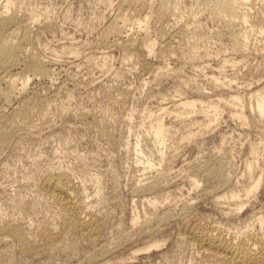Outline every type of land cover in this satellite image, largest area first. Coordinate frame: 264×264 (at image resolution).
Returning a JSON list of instances; mask_svg holds the SVG:
<instances>
[{"label":"rangeland","instance_id":"1","mask_svg":"<svg viewBox=\"0 0 264 264\" xmlns=\"http://www.w3.org/2000/svg\"><path fill=\"white\" fill-rule=\"evenodd\" d=\"M15 1L20 9L38 15L39 21L44 23L46 17L49 19L50 27H45L42 32L39 22L32 24V28L41 44H48L51 50L58 48L61 60L57 64V75L52 78V83H55L52 86L55 88L52 87L51 90L58 87L57 94L53 105L48 106L45 118L43 120L38 118L32 124H27L23 135L14 137L8 145L0 147V223L6 220H13L18 224L26 222L27 234L35 239L36 247L33 250H26L20 244L10 242L1 245L0 250L5 249L7 253L13 254L12 264H98L96 253L101 247L100 244L108 243L114 248L106 253L105 258L108 260L102 264H206L197 256L194 246L182 240L184 230L178 224L177 215L149 238L135 235L133 240H126L127 242H121L120 246H114L115 241H119L124 233L132 229L130 228L132 205L133 199L137 198L132 194V189L143 170V165L137 161L134 144L148 129L146 126L150 120L149 114L158 112L162 106L172 107L174 99L180 93L178 91L180 80L189 75L208 87V95L212 96L210 99L226 97L229 93L227 88L220 86L215 88L212 74L220 76L223 80L227 79L226 81L231 80L233 89L244 95L247 91L261 87L264 83V51L261 50L262 54L261 51L252 50L249 55H242L240 51L232 50L233 38L230 37L231 28H228L230 23H226L228 17L224 16L225 13L223 16L217 14L213 16L210 15L209 9L206 10L207 4L204 0H184L178 9L180 13L177 24L182 25L188 19L195 22L202 19L208 36L201 42L199 50L211 56L206 54L207 61L200 64L178 58L173 53V58H163L161 65L164 63L165 69L168 67L169 72L162 73L154 68L155 65H141L133 57L127 60L120 47L112 44L111 46L110 43L106 44L107 42L101 40V31L117 13L120 0ZM262 33L256 34L264 38V32ZM65 43L66 47L70 43L71 48L78 44L76 46L78 52H69L70 46L68 50L64 49L65 51L61 52ZM43 45L38 47V50H42L40 53L45 57L52 56L51 50H46ZM102 52L110 56L107 57V61L99 56ZM232 58L242 59L233 64ZM224 59L231 61L226 62ZM130 67L131 70H128ZM256 67L259 70H256ZM45 82L44 79L38 80V92L45 91L44 84H47ZM121 83L132 84L133 90L127 98H122L113 91ZM218 93L222 94L215 95ZM111 94H115L113 99L110 97ZM191 94L195 93L187 90L184 96ZM26 97L33 100L37 93L28 92ZM220 107H223V112L218 118L219 124L206 130L203 136L198 135L199 142L191 141L190 144L182 145L184 147L180 148L174 171H170L168 175L167 181L172 185H167L172 186L174 190L176 187L178 189V185H185L183 188L184 197L187 196L183 197L185 200L192 197L191 195L197 196L193 199L194 210L209 214L213 224L228 227L225 215L217 208L213 198L198 197L202 187L193 189V193L188 196L186 189L191 186L190 179L177 169L180 166L188 167L190 163L197 161L202 162L216 154L223 157H229L231 154L230 167L239 174L246 172V159L252 157L249 152L250 142L260 143L263 140L264 126L258 127L230 116L229 108H224L223 103ZM83 112L89 114L84 115ZM130 112L133 113L132 119L125 121ZM174 119V113L165 115L166 124L174 125V129L166 136V141L171 146L178 142L182 134L188 133L187 127ZM123 127L127 128L125 139L131 144L113 145L104 133L113 131L120 134ZM199 129L195 127L194 131ZM219 132L227 135L226 142L220 139L222 135ZM199 143L202 146L199 147ZM259 153V164H263V150L260 149ZM62 170L69 171L81 186L84 185L82 187L86 189L87 209H95L100 212L101 217L106 218L103 229L105 234L103 233L98 244H90L87 240L75 238L68 232L64 242L66 246L61 243L59 248H46L38 234L47 225L59 227L63 220L64 214L60 205L48 199L41 188L45 174L58 173ZM96 175L99 176V182L93 179ZM256 194L259 197L257 203H261L262 200L264 203L263 189L259 188ZM182 200L178 201V208L184 201ZM167 206H163L155 213L163 211ZM140 208L143 215V206ZM148 215L151 216L153 213ZM144 219L146 217L143 215L136 226L139 227ZM164 237L166 240L162 249L141 250L137 251L133 259H121L132 255L138 246L148 245L151 239L162 240ZM165 250L167 257L161 255ZM0 264H5L1 256Z\"/></svg>","mask_w":264,"mask_h":264},{"label":"bare ground","instance_id":"2","mask_svg":"<svg viewBox=\"0 0 264 264\" xmlns=\"http://www.w3.org/2000/svg\"><path fill=\"white\" fill-rule=\"evenodd\" d=\"M183 1L120 0L117 11L115 10L117 13L101 31V40L107 42L106 44L120 47L127 60L133 57L141 65H155L154 68L162 73L169 72L168 67L165 69L164 63L161 65L163 58L171 59L173 53L178 58L190 60L192 63L194 61L204 63L207 61H205L207 53L203 54L199 47L208 36L207 30L204 29L199 16L201 20L196 22L188 19L182 25L177 24L180 13L178 9ZM204 3L207 4L205 7L206 10H210V15L223 16L225 13L224 16L228 17L226 23H230L228 28H231L230 37L233 38L232 50L240 51L242 55H249L252 50L264 51V38L256 34L264 32V0H204ZM39 20L38 15L20 9L15 0H0V147L8 145L14 137L23 135L27 124H32L38 118L43 120L48 106L53 105L55 94H57L58 87L51 89L55 88L52 80L57 75V64L61 58H59L58 48V51L51 50L48 44L43 45L39 42L32 24L39 22L42 27L41 32L50 25L47 17V21L43 20L44 23ZM39 45H43L46 50H51L52 56L45 57L40 53L42 50H38ZM76 46L75 48L70 46L69 52H78ZM64 47L66 43L61 52L68 50V47ZM105 53H99V56L107 61V57L110 56ZM242 58L231 60L234 64L240 62ZM205 66L206 64L203 67ZM129 69L131 70V67ZM251 71L254 72V70ZM211 78L215 81V88L219 86L227 88L229 93L226 97L210 99L209 97L212 96L208 95V87L189 75L180 80L178 91L185 95V91L190 90L195 94L182 96L179 93L176 99L173 98L172 107L162 106L158 112L149 114L150 120L146 126L148 129L134 144L137 161L143 165V170L132 189V194L137 196L133 199L132 205L130 222L132 229L124 233L119 241H115L116 244L113 242L115 247L120 246L121 242L125 243L123 241H129L135 235L146 238L153 236L163 224L177 215L178 224L184 230L182 240L193 245L197 256L206 264H264V203L260 199L258 201L260 200L261 203H257L259 197L256 194L259 188L264 191V163L259 164L258 160L260 149L263 150L262 157H264V137L260 143L250 142L249 152L252 157L246 159V172L243 174H239L230 167L231 154L229 157L216 154L205 158L202 162L197 161L190 163L188 167L177 168L180 173H185L190 179L191 186L186 189L188 196L191 192L193 193V189L202 187L198 197L213 198L217 208L225 215L228 227L213 224L209 214L194 210L195 200L193 199L197 196L191 195L192 197L185 200L184 198H187V196L184 197L183 191L185 185H178V189L176 187L174 190L172 186H169L172 184L167 181L170 171H174L180 148L184 147L182 145L190 144L191 141L199 142L198 135L203 136L206 130L219 124L218 118L223 112L221 103L225 106L224 108H229L230 116L258 127L264 126V83L257 89L245 92L244 95L239 90L233 89L231 80L230 82L226 81L227 79L223 80L214 74ZM43 79L47 84H44L46 89L44 87L45 91L41 93L37 90V84L38 80ZM131 85L121 83L113 91L122 98H127L133 90ZM28 92L37 93V97L33 100L27 98ZM219 93L215 95L222 94ZM115 94H111L110 97L113 99ZM167 113H174L176 119L174 121L178 120L179 124L187 127L188 133L182 134L174 146L166 141L169 131L174 129V125L166 124ZM83 114L89 113L83 112ZM129 114L125 121L132 119L133 113ZM202 117L203 119H200ZM195 127L200 129L194 131ZM126 129L123 127L120 134L113 131H106L104 134L113 145H129L130 141L125 139ZM131 131L132 128H130ZM224 132L223 134L219 132L222 136L218 137L226 142L225 138L228 137ZM93 179L99 182V176L96 175ZM82 186L67 170L45 174L41 188L48 199L60 205L64 214L59 227L47 225L38 232L46 248H59L64 244L68 232H71L75 238L87 240L90 244H98L102 235L105 234L103 229L106 218L101 217L100 212L95 209H87L86 189ZM179 200L183 202L178 208ZM141 205L146 219L138 227L136 225L143 217ZM163 206L168 208L155 213ZM150 213L153 215L149 216ZM25 223L18 224L13 220L0 223V246L12 242L20 244L26 250L35 249L36 241L27 234L28 225ZM165 240V237L162 240L151 239L148 245L138 246L134 253H131L132 255L121 259H133L137 251L141 250L162 249ZM100 246L96 253L98 264L106 262L108 260L107 257L105 258L106 253L114 248L108 243L100 244ZM161 255L167 257V251L161 252ZM0 256L5 264H12L13 254L7 253L4 249L0 250Z\"/></svg>","mask_w":264,"mask_h":264}]
</instances>
